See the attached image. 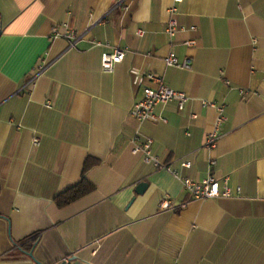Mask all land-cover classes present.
Here are the masks:
<instances>
[{"label": "crops", "instance_id": "1", "mask_svg": "<svg viewBox=\"0 0 264 264\" xmlns=\"http://www.w3.org/2000/svg\"><path fill=\"white\" fill-rule=\"evenodd\" d=\"M172 6L186 29L170 38ZM115 46L129 50L106 72ZM171 51L191 67L168 66ZM150 72L190 100L139 124L130 110ZM206 99L226 105L213 149ZM138 129L183 177H228L235 196L191 199L133 152ZM89 156L100 160L86 173L95 190L59 207ZM164 198L187 205L163 210ZM176 262L264 264V0H0V264Z\"/></svg>", "mask_w": 264, "mask_h": 264}, {"label": "built area", "instance_id": "2", "mask_svg": "<svg viewBox=\"0 0 264 264\" xmlns=\"http://www.w3.org/2000/svg\"><path fill=\"white\" fill-rule=\"evenodd\" d=\"M128 0H124L127 2ZM180 2L182 0H175ZM177 6H172L169 9V19L165 28V33L173 38L177 32L180 30H185L186 27L181 25L176 17ZM195 26H191L190 29H194ZM57 33V29H56ZM140 34H143V31L140 30ZM68 36L73 38L75 41L72 42V45L76 44V40L79 36L74 32L70 31ZM188 45H195V40H189ZM95 45L102 46L103 43L100 41H95ZM129 48L115 46L111 50H106L102 53L101 56V65L102 69L106 72H112L117 63L121 62ZM165 63L168 66H176L181 68H190L191 60L190 58H185L181 60L178 55L171 51L165 58ZM148 79V83L144 80ZM138 82L144 84L143 96L136 100L133 104L130 115L136 119L139 124H143L146 121H163L167 122L168 119L156 112V108L159 105H165L171 102L176 103L178 110H183L187 103L190 100V96L184 92L176 90L164 82L163 76L155 73H147L145 77L138 76ZM241 93L246 95L245 90H241ZM203 104L206 107H213L217 111L215 118L214 130L207 134L205 145L206 147L213 149L217 146L219 139L222 136L221 127L223 123L227 120L226 114V105L224 103H217L213 100H203ZM46 106L51 107L52 103L47 102ZM192 118H196L198 115L196 113L191 114ZM132 150L134 153H140L143 156V159L146 163L152 164L156 168H164L173 174L175 177L182 181L184 189L189 193L191 199H209V198H219V197H233L235 196L232 187L229 184V178H218L214 174H209L205 179L201 181L194 180L189 177H183L179 172L171 166V164L163 160L158 154L154 152L153 145L154 139L152 136L143 133L138 129L133 136L131 137ZM34 144H39V138L34 139ZM215 160L210 161V165H213ZM183 167L190 168L192 162L184 160L181 162ZM241 188H237L239 193ZM187 205V202L176 204L169 198H164L160 202V209L163 210H174L179 211ZM64 261H69L66 257ZM175 264H180L176 262Z\"/></svg>", "mask_w": 264, "mask_h": 264}, {"label": "trees", "instance_id": "3", "mask_svg": "<svg viewBox=\"0 0 264 264\" xmlns=\"http://www.w3.org/2000/svg\"><path fill=\"white\" fill-rule=\"evenodd\" d=\"M99 162L100 160L97 158L91 156L87 157L84 163L82 179L76 185L68 188L55 197L56 204L59 207L66 206L95 190V185L86 178V173Z\"/></svg>", "mask_w": 264, "mask_h": 264}, {"label": "water", "instance_id": "4", "mask_svg": "<svg viewBox=\"0 0 264 264\" xmlns=\"http://www.w3.org/2000/svg\"><path fill=\"white\" fill-rule=\"evenodd\" d=\"M147 183L142 182L137 188H136V193L138 194H142L145 191V187H146ZM31 257H34L33 252L29 253Z\"/></svg>", "mask_w": 264, "mask_h": 264}]
</instances>
